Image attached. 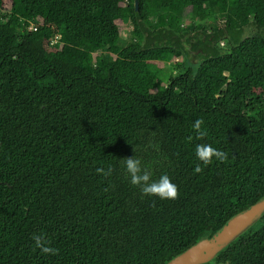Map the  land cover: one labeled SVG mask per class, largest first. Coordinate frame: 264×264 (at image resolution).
Masks as SVG:
<instances>
[{
  "label": "trees",
  "instance_id": "1",
  "mask_svg": "<svg viewBox=\"0 0 264 264\" xmlns=\"http://www.w3.org/2000/svg\"><path fill=\"white\" fill-rule=\"evenodd\" d=\"M262 197L264 0H0V264H165ZM216 264H264V219Z\"/></svg>",
  "mask_w": 264,
  "mask_h": 264
},
{
  "label": "clouds",
  "instance_id": "2",
  "mask_svg": "<svg viewBox=\"0 0 264 264\" xmlns=\"http://www.w3.org/2000/svg\"><path fill=\"white\" fill-rule=\"evenodd\" d=\"M204 121L198 119L193 124V128L199 139H203L207 133L202 128ZM195 156L200 162L196 165L194 173L198 174L203 171L201 164L209 165L214 160L226 162L228 155L226 152L214 148L211 144L201 143L195 146ZM126 173L130 177V182L133 186L141 190L142 195L147 197H158L162 200H175L178 197L177 186L172 182L171 177L167 173H162L158 178H153L150 170L141 167V161L135 155L130 158H125L123 161ZM110 171V170H109ZM97 172L103 175H108L104 169H97ZM36 246L41 249V252L46 255H56L58 250L45 246L42 237L34 236Z\"/></svg>",
  "mask_w": 264,
  "mask_h": 264
},
{
  "label": "water",
  "instance_id": "3",
  "mask_svg": "<svg viewBox=\"0 0 264 264\" xmlns=\"http://www.w3.org/2000/svg\"><path fill=\"white\" fill-rule=\"evenodd\" d=\"M138 9V0H135ZM264 219V197L238 212L213 235H206L165 264H216L217 258L250 229Z\"/></svg>",
  "mask_w": 264,
  "mask_h": 264
},
{
  "label": "rangeland",
  "instance_id": "4",
  "mask_svg": "<svg viewBox=\"0 0 264 264\" xmlns=\"http://www.w3.org/2000/svg\"><path fill=\"white\" fill-rule=\"evenodd\" d=\"M131 24H130V21L129 20H125V21H122L120 22V30H121V35L123 38H127L128 37V33H129V30L131 29ZM258 33V28L254 27V26H248L244 29V33H243V36L246 37V36H253V35H256ZM225 43V42H224ZM179 59H174L171 63H168V64H163L162 67H164L166 69V71H170L172 69H174V63L176 61H178ZM192 61H194V58L192 59ZM90 63H92V58L90 57V60H89Z\"/></svg>",
  "mask_w": 264,
  "mask_h": 264
},
{
  "label": "flooded vegetation",
  "instance_id": "5",
  "mask_svg": "<svg viewBox=\"0 0 264 264\" xmlns=\"http://www.w3.org/2000/svg\"><path fill=\"white\" fill-rule=\"evenodd\" d=\"M220 45H222L223 47H225L226 46V42L225 43L224 42H221ZM177 73L178 72L176 71L175 74H177Z\"/></svg>",
  "mask_w": 264,
  "mask_h": 264
},
{
  "label": "built area",
  "instance_id": "6",
  "mask_svg": "<svg viewBox=\"0 0 264 264\" xmlns=\"http://www.w3.org/2000/svg\"><path fill=\"white\" fill-rule=\"evenodd\" d=\"M126 1H127V0H126ZM32 29H36V27L33 25V26H32Z\"/></svg>",
  "mask_w": 264,
  "mask_h": 264
}]
</instances>
